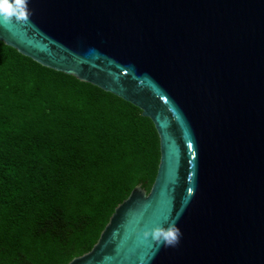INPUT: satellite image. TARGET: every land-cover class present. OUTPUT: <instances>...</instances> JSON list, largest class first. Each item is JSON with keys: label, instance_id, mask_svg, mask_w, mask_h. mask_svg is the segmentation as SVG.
Instances as JSON below:
<instances>
[{"label": "water", "instance_id": "obj_1", "mask_svg": "<svg viewBox=\"0 0 264 264\" xmlns=\"http://www.w3.org/2000/svg\"><path fill=\"white\" fill-rule=\"evenodd\" d=\"M29 7L0 41L138 107L159 137L149 192L135 186L66 264H264V0ZM171 222L182 236L165 247L150 230Z\"/></svg>", "mask_w": 264, "mask_h": 264}, {"label": "trees", "instance_id": "obj_2", "mask_svg": "<svg viewBox=\"0 0 264 264\" xmlns=\"http://www.w3.org/2000/svg\"><path fill=\"white\" fill-rule=\"evenodd\" d=\"M159 159L138 107L0 41V264L86 253Z\"/></svg>", "mask_w": 264, "mask_h": 264}, {"label": "clouds", "instance_id": "obj_3", "mask_svg": "<svg viewBox=\"0 0 264 264\" xmlns=\"http://www.w3.org/2000/svg\"><path fill=\"white\" fill-rule=\"evenodd\" d=\"M29 5L30 0H0V25L13 20L28 21L32 14ZM150 232L152 237L165 247L178 245L182 236V230L176 222L168 223L166 226L156 225ZM145 235H149V232L146 231Z\"/></svg>", "mask_w": 264, "mask_h": 264}]
</instances>
